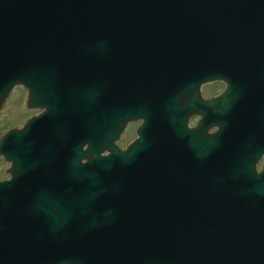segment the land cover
Instances as JSON below:
<instances>
[{"label": "water", "instance_id": "water-1", "mask_svg": "<svg viewBox=\"0 0 264 264\" xmlns=\"http://www.w3.org/2000/svg\"><path fill=\"white\" fill-rule=\"evenodd\" d=\"M220 63L264 90V0H0V104L39 109L0 135V264H264V148L179 174L159 138Z\"/></svg>", "mask_w": 264, "mask_h": 264}, {"label": "flooded vegetation", "instance_id": "flooded-vegetation-1", "mask_svg": "<svg viewBox=\"0 0 264 264\" xmlns=\"http://www.w3.org/2000/svg\"><path fill=\"white\" fill-rule=\"evenodd\" d=\"M224 68L223 63H220L218 69L221 74L201 80L197 84V93H194L193 87L196 83L194 74L182 72L176 80L177 127L168 131L159 127V138L164 142L169 136L174 141L175 169L179 174L192 172L189 169L192 164L213 172L214 160L227 169L231 162L247 150L258 148L259 152L260 148H264V90L260 89V84L248 82L244 72L239 75L238 87L227 89ZM207 84L209 87L204 89ZM131 123L132 136L121 142ZM138 123L139 120L126 123L116 138L118 146L124 147L135 137ZM263 163L264 149H261L254 161L255 168L259 170ZM192 185L193 181L189 188ZM173 193L190 197L187 189ZM166 195L163 194L164 198ZM169 202L178 205V201Z\"/></svg>", "mask_w": 264, "mask_h": 264}, {"label": "rangeland", "instance_id": "rangeland-1", "mask_svg": "<svg viewBox=\"0 0 264 264\" xmlns=\"http://www.w3.org/2000/svg\"><path fill=\"white\" fill-rule=\"evenodd\" d=\"M209 87V84L204 86V89ZM26 89L21 85H15L0 104V135L11 126H20L24 120L38 112L36 107H28L25 103ZM133 134V124L128 125L124 132V142ZM8 162L0 156V179L8 175L6 169Z\"/></svg>", "mask_w": 264, "mask_h": 264}]
</instances>
